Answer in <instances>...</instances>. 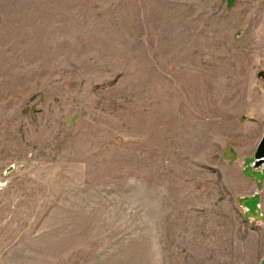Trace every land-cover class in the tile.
<instances>
[{"label":"rangeland","instance_id":"374dc122","mask_svg":"<svg viewBox=\"0 0 264 264\" xmlns=\"http://www.w3.org/2000/svg\"><path fill=\"white\" fill-rule=\"evenodd\" d=\"M264 0H0V264H264Z\"/></svg>","mask_w":264,"mask_h":264},{"label":"water","instance_id":"95a60500","mask_svg":"<svg viewBox=\"0 0 264 264\" xmlns=\"http://www.w3.org/2000/svg\"><path fill=\"white\" fill-rule=\"evenodd\" d=\"M225 1L229 7L232 5L233 0ZM262 165H264V131L254 153V166L258 168Z\"/></svg>","mask_w":264,"mask_h":264}]
</instances>
